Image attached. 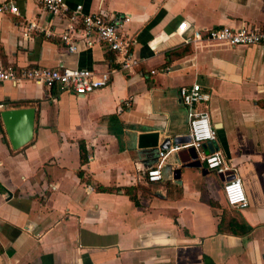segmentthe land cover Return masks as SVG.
Wrapping results in <instances>:
<instances>
[{"label":"crops","instance_id":"obj_1","mask_svg":"<svg viewBox=\"0 0 264 264\" xmlns=\"http://www.w3.org/2000/svg\"><path fill=\"white\" fill-rule=\"evenodd\" d=\"M5 1L19 13L0 9L3 63L114 70L86 95L0 81V111L35 109L33 136L18 148L0 116V264H264V45L192 38L195 28L263 24L264 0H66L129 15L124 29L139 62L128 70L99 41L78 38L67 50L62 21L39 0ZM28 21L53 34L25 35ZM193 82L210 93L213 145L241 178L242 208L227 203L224 175L201 159L188 165L194 151L178 90ZM157 164L161 179L148 181ZM233 218L249 231L232 230Z\"/></svg>","mask_w":264,"mask_h":264},{"label":"built area","instance_id":"obj_2","mask_svg":"<svg viewBox=\"0 0 264 264\" xmlns=\"http://www.w3.org/2000/svg\"><path fill=\"white\" fill-rule=\"evenodd\" d=\"M39 1L50 16L62 21L63 29L58 35L67 50H77L76 40L78 38L84 39L87 45L99 41L105 49L114 52V59L120 68L128 70L138 64L139 59L131 51L132 39L124 29V24L129 19L127 13L86 12L81 3L71 6L66 0ZM0 9L19 13L18 7L12 1L1 3ZM37 29L47 35L53 34L52 30L39 27L34 21L23 24L25 35ZM192 38L223 41L229 45H264V22L259 25L242 23L236 27L218 25L195 28ZM113 70L111 68L108 71L96 73L91 69L81 67L42 65L19 67L13 63L0 61V81H10L14 85L23 81H34L47 88L58 86L60 89L73 91L77 95H86L106 85ZM178 93L180 100L188 107L189 143L196 149L198 156L205 162L208 169L227 177L223 180V192L227 203L236 208L246 206L248 199L240 176L230 172V167L224 163L220 150L213 149L205 152L203 149V144L213 141L216 137V130L211 124L207 104L210 93L204 90L198 82L181 85ZM197 105H202V108H198ZM173 148L178 149L179 144L175 143ZM160 153L162 156L165 155L163 151ZM161 177L159 164L146 171L148 181H156ZM86 189L87 191L92 190V184H86Z\"/></svg>","mask_w":264,"mask_h":264},{"label":"water","instance_id":"obj_3","mask_svg":"<svg viewBox=\"0 0 264 264\" xmlns=\"http://www.w3.org/2000/svg\"><path fill=\"white\" fill-rule=\"evenodd\" d=\"M0 116L13 148H18L31 140L34 131V107H14L2 109L0 111ZM177 139L178 138H175L176 142L178 141ZM167 141H169V139H167ZM203 149L205 152L215 149L213 141H208L203 144ZM193 151L194 161L188 163V165L200 167L202 165V161L200 160L198 153L194 147ZM179 175L180 168L177 167L173 170V178H179ZM226 178L223 176L222 179L224 180Z\"/></svg>","mask_w":264,"mask_h":264},{"label":"trees","instance_id":"obj_4","mask_svg":"<svg viewBox=\"0 0 264 264\" xmlns=\"http://www.w3.org/2000/svg\"><path fill=\"white\" fill-rule=\"evenodd\" d=\"M167 56H168V52H167ZM57 88L60 89V87H58V86H52L51 90H56ZM79 154H80L81 163H84L87 160L88 155H87V151H86L85 144H84L83 140H79ZM77 175H78L80 180L89 182V177L85 174L83 169H79L77 171ZM0 188L2 189L1 185H0ZM121 188H123V191L125 193L129 194L130 198L135 203L139 202V200L137 199L136 195L131 190V187H127L126 186V187H121ZM117 189H119V187L115 188V187H111V186H107V185H98L97 186V190H100V191H111V190H117ZM210 202L213 203L212 200H210ZM232 221H233L232 230L237 231L239 229L240 231L244 230V232H248L249 231L250 226H247V228H243L242 221H240V220H238L236 218H233ZM219 228H220V226H219Z\"/></svg>","mask_w":264,"mask_h":264}]
</instances>
